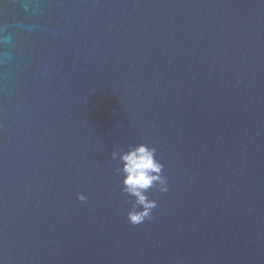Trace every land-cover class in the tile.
I'll return each instance as SVG.
<instances>
[{
    "label": "water",
    "instance_id": "obj_1",
    "mask_svg": "<svg viewBox=\"0 0 264 264\" xmlns=\"http://www.w3.org/2000/svg\"><path fill=\"white\" fill-rule=\"evenodd\" d=\"M0 264H264V0H0Z\"/></svg>",
    "mask_w": 264,
    "mask_h": 264
},
{
    "label": "clouds",
    "instance_id": "obj_2",
    "mask_svg": "<svg viewBox=\"0 0 264 264\" xmlns=\"http://www.w3.org/2000/svg\"><path fill=\"white\" fill-rule=\"evenodd\" d=\"M156 148L146 143H139L127 151H113L112 158L119 155L122 167L117 172L122 176V191L134 197L131 209L127 213L131 224L142 223L152 218V210L157 207L156 199H149L148 190L158 186L160 192H167L168 181L162 175L164 165L156 158ZM78 199L85 201L87 197L78 193Z\"/></svg>",
    "mask_w": 264,
    "mask_h": 264
}]
</instances>
